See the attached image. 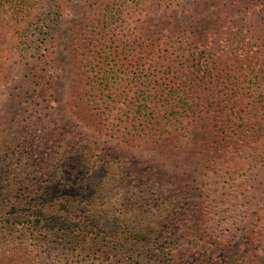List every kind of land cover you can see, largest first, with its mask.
<instances>
[{
  "label": "trees",
  "instance_id": "1",
  "mask_svg": "<svg viewBox=\"0 0 264 264\" xmlns=\"http://www.w3.org/2000/svg\"><path fill=\"white\" fill-rule=\"evenodd\" d=\"M72 7L0 0V144L45 148L0 264H264V0H85L63 58Z\"/></svg>",
  "mask_w": 264,
  "mask_h": 264
},
{
  "label": "rangeland",
  "instance_id": "2",
  "mask_svg": "<svg viewBox=\"0 0 264 264\" xmlns=\"http://www.w3.org/2000/svg\"><path fill=\"white\" fill-rule=\"evenodd\" d=\"M85 5V0H73V7L71 8V13H76L74 25L71 23L73 20V16L68 19L69 23H67L64 27L62 35L64 36V49L60 51L61 56L63 58H68L69 54L72 52V46L70 45L71 38L75 35L76 31H78V23L80 22L81 12ZM4 43V42H1ZM7 43V42H6ZM2 46H0V49ZM4 62L6 64L5 68L0 67L2 71L7 69L10 63L9 54L5 55L3 52H0V63ZM13 86H16V83L12 84V81L8 78L0 77V132L5 129V127L9 126H19L28 119L30 113L24 111L26 105L29 100L26 99V96L23 98L19 97V91L17 89H13ZM18 87V86H17ZM27 103V104H26ZM16 106V108H12ZM24 111V112H23ZM16 123V124H15ZM42 127H36L35 132L38 135L42 134ZM19 140V141H18ZM18 141V142H17ZM28 140L17 139L13 141L10 145L1 146L0 144V176L2 172L5 174L6 181L5 186L3 187V195L0 200V206H4L14 211L18 210L19 207L15 204L18 199L16 195L18 191H21L22 194L25 191H29L30 183H33L37 187L41 186L44 182L45 178L42 175V171H38V168L33 169L31 171V163L30 159L33 163L39 162L40 157L42 156V152L44 153L45 148L41 144L39 140L36 141L37 145H34L33 148L27 146ZM50 147L54 148V144H50ZM32 152V155H30ZM29 194L26 193L22 196V198L28 197ZM7 210L3 209L0 213V216L3 215ZM11 214V213H10ZM17 215L15 214V217ZM16 220L21 221L18 217ZM12 226V227H11ZM11 230H8L10 233L7 238L4 239V243H8V241L19 242L21 239H36L33 232L28 229V225L19 224L18 222L11 225ZM9 227V228H10ZM2 241H0L1 244ZM245 246L243 245V248ZM32 255L33 252H32ZM227 257H221L220 263H223Z\"/></svg>",
  "mask_w": 264,
  "mask_h": 264
}]
</instances>
